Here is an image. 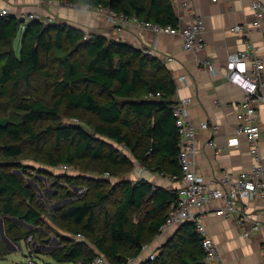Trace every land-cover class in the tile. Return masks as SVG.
<instances>
[{
    "label": "trees",
    "instance_id": "1",
    "mask_svg": "<svg viewBox=\"0 0 264 264\" xmlns=\"http://www.w3.org/2000/svg\"><path fill=\"white\" fill-rule=\"evenodd\" d=\"M61 1L103 6L139 21L179 23L171 0ZM56 68L59 76L53 73ZM39 82L46 93L51 90L52 103L29 92L37 91ZM176 91V81L166 64L127 42L66 22L36 18L27 22L14 14L0 15V98L7 97V102L0 100V215L8 237L20 242L33 235L46 242L44 233L36 229L45 209L23 207L26 201L37 202L42 179L36 176L28 180L20 158L27 143H34L41 152L50 134L55 137V149L61 148L47 152L51 166H75L88 158L97 162L94 173L117 176L125 168L126 173L132 170L133 158L149 170L178 177L179 182L180 137L172 107ZM10 105L22 114L21 121L1 120L8 116ZM63 109L88 112L95 122L90 121L91 128L78 117L72 122H57ZM45 119L53 124L37 129L35 124ZM67 141L69 145L63 149L61 145ZM101 181H95L101 189L93 198L71 200V191L59 189L53 194L64 204L50 214L52 221L71 234L85 236H65L51 251L57 262L93 264L97 253L89 248V240L112 264H129L160 233L176 199L175 190L155 186L145 178L136 182L122 179L109 190L102 188ZM118 189L121 197L110 211L108 204ZM100 211L105 213L104 229L97 226ZM136 213L143 215L133 219ZM19 221L33 228L23 229ZM140 264H207L195 224H181L155 259L147 258Z\"/></svg>",
    "mask_w": 264,
    "mask_h": 264
},
{
    "label": "crops",
    "instance_id": "2",
    "mask_svg": "<svg viewBox=\"0 0 264 264\" xmlns=\"http://www.w3.org/2000/svg\"><path fill=\"white\" fill-rule=\"evenodd\" d=\"M171 1L180 24H187L196 17L203 18L206 24L203 36L208 44L206 49L197 52L186 51L180 36L156 33L133 19L128 20L123 30H119L99 9L88 8L86 4H70L61 0H0V11L7 9L10 14L18 17L37 13L44 21L52 18L54 22H66L87 32L127 42L138 49L153 50L154 56L160 58L173 74L177 84L174 99L192 98L189 106L190 119L196 126L202 122H208L211 126L198 130L195 143V168L198 174L207 182L219 179L224 173L239 174L252 167L253 158L246 135L238 138L237 145L229 146V141L237 137L238 106L244 92L227 78L226 65L231 54L247 47L249 39L258 46V55L264 61V16L259 27L251 26L248 33L238 34L233 32L231 27L243 22L252 23L256 19L252 9V2L255 0ZM258 1L264 3V0ZM168 57L173 60H168ZM207 57L218 70L217 74L204 67L203 62ZM181 77L184 79L180 80ZM256 123L261 130L260 145L264 161V102L259 104ZM211 140H214L217 147L210 145ZM132 160L134 167L126 173V178L132 182L145 178L153 185L168 190L182 184L172 180L169 175L149 170L135 159ZM220 205L221 201H213L197 211L205 214L208 231L218 243L226 264H264V252L261 248L264 242V198L257 197L241 204L242 215L258 219L263 224V229L249 238L243 236L246 225L215 214V209ZM180 226L175 225L160 231L148 247L143 249L138 259L142 256L141 259H147L151 252L160 249ZM2 229L9 242L4 238ZM0 237L7 250L4 255H1L0 250L2 264L4 261H12L14 264L15 261L11 260L14 255L12 250L21 249L23 240L15 242L8 237L4 217L1 215Z\"/></svg>",
    "mask_w": 264,
    "mask_h": 264
},
{
    "label": "built area",
    "instance_id": "3",
    "mask_svg": "<svg viewBox=\"0 0 264 264\" xmlns=\"http://www.w3.org/2000/svg\"><path fill=\"white\" fill-rule=\"evenodd\" d=\"M86 5L88 8L99 9L104 13L106 19L119 30H123L128 20L133 19L156 33L180 36L186 51L197 52V50L208 47L203 36L206 24L201 17H196L187 24L161 25L148 21H139L135 17L128 18L124 14L103 6L92 7L88 4ZM252 9L256 19L252 23L243 22L233 25L231 27L233 32L246 34L250 31L251 26H260L264 16V3L255 0L252 2ZM8 14L10 12L7 9L0 11L2 16ZM34 18L42 19L37 13L22 15V19L25 20ZM52 21V18L47 19V22ZM247 42V47L244 50L230 55L226 65V76L232 84L239 86L244 92V97L238 106L237 137L229 141V146L237 145L240 136H247L253 158V164L250 169L243 170L239 174L224 173L219 179L211 180L210 182L205 181L195 168V155L197 152L195 143L199 128L207 129L211 126L208 122H202L199 126H196L190 119L189 106L192 98H180L172 106L180 137L178 160L182 172L179 182H182V184L173 189L176 193V199L170 205L166 220L161 225L160 231H165L184 222H193L196 232L201 236V245L207 264H226V262L218 243L208 231L205 214L197 210L213 201H221V205L215 209V214L246 225L243 231L244 237L249 238L263 229V224L260 220L251 218L248 215H242L241 212L242 202L252 201L257 197L264 198V161L260 145L261 130L256 123L259 117V104L264 102V61L258 55V46L250 39ZM146 52L149 54L154 53L153 50H147ZM167 59L173 60L172 57ZM203 65L208 71L215 74L218 73L209 57L204 60ZM183 79V77L180 78V80ZM215 128L216 126L213 129ZM209 143L217 147L214 140ZM122 148H125V146ZM217 150H220V148H217ZM60 168L63 172L70 173L73 166L71 164H61ZM170 178L176 181L179 179L176 176H170ZM82 237L81 233L78 234V239ZM25 243L27 245V254L25 255L24 264H38L35 255L38 247L37 240L33 235H29L25 239ZM147 247L148 245H144L143 249ZM261 248L264 252V242L261 244ZM156 256V251H153L148 255V258L153 260ZM103 262L104 256L100 254L94 259L93 264H102Z\"/></svg>",
    "mask_w": 264,
    "mask_h": 264
},
{
    "label": "rangeland",
    "instance_id": "4",
    "mask_svg": "<svg viewBox=\"0 0 264 264\" xmlns=\"http://www.w3.org/2000/svg\"><path fill=\"white\" fill-rule=\"evenodd\" d=\"M22 17V16H21ZM58 74L59 76V69H53V73ZM37 91L30 89V93L33 95L39 96V98H43L45 101L52 103L53 96L51 90H48L47 93L46 87L44 85H40V82L37 83ZM46 93V94H45ZM96 94H98L97 91H95ZM45 94V95H44ZM0 100L3 102H7V97H1ZM9 112L8 116L1 118L3 122L7 120L12 121H21L22 114L13 107V105L9 106ZM76 117L81 119V122L86 125L88 128H91V125L89 124L90 121L92 123L95 122V117L88 113L81 110L77 111H68L66 109H63V113L60 116V119L57 122H72ZM53 124V122L50 119H45L44 121L38 122L35 124L37 129H45L49 125ZM55 137L53 134L48 135L46 140L44 141V147L41 152H37L35 149L34 143H27L25 144V151L24 154L21 156L20 160L24 164V171L26 174V178L30 180H34L37 176L38 178H41L42 180L40 183L43 185L40 187V190H38V197L36 203H29L26 201V203L23 205V207L27 208L29 206L39 209L44 208L45 210L42 213L43 221L41 224L36 226V229L38 231H41L44 233V238L46 239V242H40L37 241L38 247L36 248L35 255L38 260V264H74L71 262H57L53 259L51 255V251L56 248V246H59L60 243L63 242L65 236L72 237V238H78L77 234H71L67 231V229L63 228L61 225H58L52 219L50 218V214L56 213L54 212V209L60 208L64 203L63 199H57L53 198V194L56 192V190L59 189L60 192L63 191H71L72 196L69 198L71 200H77V199H85V198H93V194L96 190H100L101 188L95 183L97 179H103L102 182V188L104 190H109L112 187L113 183L120 182V180L124 179L126 180V168L122 173L119 175H110L106 173H94L92 169L97 165L96 163H93L90 159L85 158L82 161H79L77 164L72 165L73 169L69 173L63 172V170L60 168V165L57 166H51L47 162V152L48 151H54L58 152L61 148L55 149ZM69 145V142H63L61 147L64 149ZM122 150L125 151L126 148H122ZM40 170V172H38ZM47 170V171H45ZM47 172V173H46ZM121 197V189H118L116 191V194L114 195L111 202L108 204V209L110 211H113L116 205V201ZM105 213L103 211H100L99 213V222L97 224L99 229H104V218ZM143 213H136L132 215L133 219H137L141 217ZM20 222V221H19ZM23 229H30L31 226H28L24 224L23 222H20ZM33 228V227H32ZM39 236V235H37ZM85 239V236L82 237ZM36 239V238H35ZM2 239L0 237V250L1 255H4L7 250L5 249L4 244L1 242ZM21 249L18 250H12L14 252V255L11 257V260H14V264H22L25 262L26 254H27V245L25 243V239H23L22 243L20 244ZM88 246L89 248L97 253V256L100 255L97 247L88 240ZM162 248V247H161ZM160 249H154L157 253V255L161 252ZM143 258V256L141 257ZM138 259L132 258L131 263L132 264H140V262L145 261L146 259ZM139 260V262H138ZM3 260H0V264H2ZM129 262V264H130ZM138 262V263H137ZM4 264H12V261L9 262H3ZM102 264H112L105 256H104V262Z\"/></svg>",
    "mask_w": 264,
    "mask_h": 264
},
{
    "label": "water",
    "instance_id": "5",
    "mask_svg": "<svg viewBox=\"0 0 264 264\" xmlns=\"http://www.w3.org/2000/svg\"><path fill=\"white\" fill-rule=\"evenodd\" d=\"M37 188H38V190H40V188L37 186ZM2 220V219H1ZM24 224H27L25 221H22ZM27 225H29V226H31V227H33L31 224H27ZM2 233H3V236H4V238L7 240V242H9V240L7 239V237L4 235V230L2 229Z\"/></svg>",
    "mask_w": 264,
    "mask_h": 264
}]
</instances>
